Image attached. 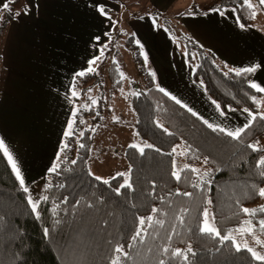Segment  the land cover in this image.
Returning <instances> with one entry per match:
<instances>
[{"label":"trees","instance_id":"1","mask_svg":"<svg viewBox=\"0 0 264 264\" xmlns=\"http://www.w3.org/2000/svg\"><path fill=\"white\" fill-rule=\"evenodd\" d=\"M260 7L264 10V5ZM216 8H233L242 25H255L258 8H249L243 0H215L208 8L177 13L155 7L147 12L154 15L176 44L182 43L194 79L203 85L224 114L247 109L256 116L240 138L234 139L226 130L219 131L222 128L193 115L194 112L161 91L147 61L149 67L139 64L144 88L137 87L138 93L132 101L135 128L139 137L153 147H145L143 153L138 147L125 149L131 187L121 188V175L105 184L89 170L88 157L101 125L102 103L99 109L91 105L84 110L90 114L87 124H82L85 115L78 112L81 107L75 109V116L72 113L73 135H64L61 155L55 164L59 167L55 172L51 168L41 180L42 196L48 199L40 201L39 217L33 213L28 192L20 185L8 157L0 150V264H111L119 255L114 252L117 246L127 253L120 256V264H159L161 260L165 264H264L245 248L237 251L233 241H222L200 231L209 205L220 229L251 219L257 227L250 235L264 236L259 223L264 220L261 210L264 204L254 208L255 214L242 211L256 206L262 197L259 190L264 189V166L259 164L264 149L256 146L264 138V118H261L264 92L250 86L258 68L237 75L234 70L243 68L232 66L204 47L180 22L183 15ZM105 10L112 13L111 9ZM127 32H111L113 47L102 51V62L107 61L109 53L116 50L118 38ZM128 36V45H133L131 40L136 36L132 33ZM134 51L139 53L138 49ZM137 58L138 63L143 60ZM108 67L110 91L117 93L122 82L119 63L113 61ZM97 79V70L76 76L73 90L82 94ZM83 96H73L74 102ZM176 156L184 166H190L182 167L180 179L173 176ZM201 175L204 177L200 180ZM141 218L145 220L143 225L139 223ZM141 229V236L133 239ZM189 247L191 252L187 251ZM178 249L187 253V260L183 255L172 254Z\"/></svg>","mask_w":264,"mask_h":264},{"label":"crops","instance_id":"2","mask_svg":"<svg viewBox=\"0 0 264 264\" xmlns=\"http://www.w3.org/2000/svg\"><path fill=\"white\" fill-rule=\"evenodd\" d=\"M178 1L187 0H144L145 11L139 15L129 12L133 14L123 20L132 31L123 35L132 33L143 45L148 63L156 69L158 85L166 93L227 132L244 128L253 121V114L239 109L224 114L194 79L193 68L167 30L147 12L152 7L180 12L184 9L177 8ZM23 2L30 11L19 16L12 13L1 43L0 139L15 160L24 186L29 190L42 183L43 193L41 180L61 155L60 147L74 107L71 92L76 74L87 70L95 57L99 56L101 61L102 50L111 46L112 31H123L116 27L112 13L102 15L97 6L103 5L113 12L122 4L114 0ZM232 9L223 16L212 10L191 13L183 15L180 22L200 44L232 66L258 68L252 83L264 87V29L256 23L241 27ZM124 42L128 45L127 40Z\"/></svg>","mask_w":264,"mask_h":264},{"label":"rangeland","instance_id":"3","mask_svg":"<svg viewBox=\"0 0 264 264\" xmlns=\"http://www.w3.org/2000/svg\"><path fill=\"white\" fill-rule=\"evenodd\" d=\"M121 5V8L118 11H113L112 14L116 18V27L123 28L129 32L130 25L125 21L128 14H136L145 11L146 6L144 0H114ZM135 1V3H133ZM147 2V0H146ZM177 8L184 10L191 8L205 9L215 4V0H187L185 3L178 1ZM3 3H9L11 12L6 11L2 8ZM23 0H0V15L3 16V21H0V83H1V43L3 39L4 27L9 21L12 13L19 11L23 5ZM251 3L258 8L257 17L255 23L258 27L264 29V10L260 7L259 0H251ZM180 11V10H179ZM133 12V13H129ZM134 15V16H136ZM118 16V17H117ZM2 24L4 26H2ZM128 35H121L119 38L121 41H118L115 45L116 50L110 52L107 61L102 62L98 61L95 66L98 71V79L96 82L92 83L89 88L84 93L78 92V96L83 95V97L74 102L73 108L71 110V115L68 124L70 123L72 113L75 109L80 108L78 112H81L85 116L82 118V124L89 123L90 114H85L84 110L90 108L93 105L95 108L99 109V104H103V110L100 111L101 114V125L97 133L93 138V142L90 148L89 157H88V167L92 174L97 177H101L102 180H110L113 177L118 176V173L123 175L120 184L123 185L127 181L130 184V164L126 157L124 156V151L128 146L137 145L139 147H144L151 143L147 140L139 137L138 132L135 128V113L132 107V101L138 90L136 89V84L142 85L144 88V78L141 73L140 65L149 67L151 73L158 80L156 69L150 64H146L147 52L141 43L136 41V37L132 38L133 45H126L124 40L128 39ZM114 38V37H113ZM112 38V39H113ZM111 43V42H110ZM110 43L106 45L109 47ZM111 45L110 47H112ZM182 43L177 44L179 52L184 54L181 49ZM105 48V47H104ZM131 48V49H130ZM139 50V55L133 50ZM104 53V52H103ZM137 57H141L139 63ZM159 58V57H158ZM157 58V59H158ZM148 59V58H147ZM183 60V59H182ZM116 61L119 63V70L122 77L121 87L117 93L110 91L111 82L108 75V65ZM184 61V60H183ZM181 62V60H180ZM182 63V62H181ZM188 65L191 66L188 62ZM93 100L96 103L93 104ZM101 100V101H100ZM86 106V107H85ZM230 122V118L228 119ZM68 129V125L66 131ZM64 139V138H63ZM63 142V141H62ZM258 148L264 149V138L260 139L256 144ZM138 147V148H139ZM145 148V147H144ZM175 172H179L184 166V162L176 156L175 158ZM204 176L201 175L200 180ZM42 183L36 185L33 188L28 190V196H31L35 201L39 197H42ZM264 204V196L261 197L259 203L256 206L247 207L248 209H254L255 207L261 206ZM209 213L208 219L209 222L214 224L215 227L220 231L221 236L231 235L235 237V242L243 245L244 242H247L248 247L254 249L261 254H264V236L259 234L250 235L257 227V224L251 220L246 219L243 223L229 227L225 230L220 229L214 221L213 212L211 207L208 205L206 209ZM204 222V219H203ZM202 222V224H203ZM251 228L252 232L246 231V229ZM259 239L262 243H257L256 239ZM243 248V247H241Z\"/></svg>","mask_w":264,"mask_h":264},{"label":"snow or ice","instance_id":"4","mask_svg":"<svg viewBox=\"0 0 264 264\" xmlns=\"http://www.w3.org/2000/svg\"><path fill=\"white\" fill-rule=\"evenodd\" d=\"M11 2L14 3L15 0H11ZM259 2H260L261 5H264V0H259ZM243 3H244L245 5H247L249 8H254V7H255V6L251 3V0H243ZM2 8H3L4 10H6V11H9V12L12 11L11 8H10V6H9V3H3V4H2ZM97 10H98L102 15H105V16L108 15V13L106 12V10H105V8H104L103 5H99V6H97ZM210 10H212V11H217V12H219V14L222 15V16L225 14L226 11H228V9H222V8H216V9H210ZM232 10L234 11V9H232ZM28 11H30L29 6H28V5H23L22 8H21V10L16 11V12L14 13V15H15V16H19V15H21V13H23V14L26 15V14L28 13ZM255 15H256V13H255V11H253V13H252L253 18L255 17ZM109 19H110V17H109ZM0 21H3V16H2V15H0ZM154 22H155V21H154ZM241 27H244V25H241ZM105 35H107V33H106ZM95 39H96L97 41H99V40H100V37L97 36ZM102 51H103V50H102ZM99 59H100V57L97 56V57H95L93 60H90V61H89V65H90L89 68H88L86 71H81V72L77 73L76 76H78V77H83V76L86 75L87 73L94 72L96 69H95L94 67H92V65H95L96 62H97ZM257 67H258V66H257ZM255 70H256V67H248V68H245V69H238V70H234V71H236V74H237V75H240L242 72H254ZM250 86H251L252 88H254V89H257V91H259V92H264V87H261L260 85H258V84H256V83H251ZM161 91H163V89H161ZM71 95H72V96H78V93H77L75 90H73V91L71 92ZM173 99H175V97H173ZM253 99L255 100V97H253ZM176 102H177V103H180V101H178V100H177ZM94 103H96L95 100H93V104H94ZM85 107H86V106H85ZM217 107H219V105H217ZM188 110L191 111V109H188ZM245 111H247V109H246ZM73 115L75 116V113H74ZM193 115H195V113H193ZM261 118H264V114H262ZM251 119H252V120L256 119V116H255V115H252V116H251ZM205 123H207V121H205ZM208 126H209V127H213V125H211V124H209ZM249 126H250V124H249V125H245L244 128H238V129H236L235 131H228L226 134L229 135V136H231V137H233L234 139H239L240 136H241V133L244 132L245 128H246V127H249ZM218 130H219V131H225L224 129H218ZM165 131H166V130H165ZM64 135H65V136H68V137H71V136L73 135V132H72V122H70V123L68 124V131H66V132L64 133ZM131 147H139V146H137V145H131ZM144 147L152 148L153 146L150 145V144H148V145H145ZM144 147H139V151H140L141 153L144 152ZM249 147L253 148V150H258L257 147L254 146V145H249ZM64 148H67V144L64 145ZM0 150H3V151H4V154H5L6 156H8L9 162H10L11 165H12L13 171L15 172L16 177H17V179L19 180L20 185L23 187V190L27 193V192H28V188L24 186V184H25L24 178H23V176L21 175V172H20L19 168L17 167L15 160L13 159V157L11 156V154L8 152V148H7L6 145L4 144L3 139H0ZM173 152H176V149H175V148L173 149ZM181 154H183V153H181ZM72 163H75V161H72ZM205 163H207V160H205ZM259 164L262 165V166H264V157H262V158L260 159ZM58 167H59L58 164H57V165H54V166L52 167L51 171H52V172H55V171L57 170ZM184 167H185V168H188V167H190V166L185 165ZM191 170L194 171V172L198 171L197 169H191ZM262 174H264V173H262ZM117 175H123V174L118 173ZM205 175H207V173H205ZM173 176L176 177V179H180V174H179V172H175V171H174V172H173ZM96 179L100 180V179H102V178H101V177H96ZM103 182H104L105 184L108 183L107 180H104ZM124 187H131V185H130L129 183H127V181H126L125 184L121 185V188H124ZM117 193H119V189H117ZM184 195H191V194H190V193H184ZM259 195H260V196H264V189H260V190H259ZM47 199H48L47 196H42V197H39L37 200L34 201V200L32 199L31 196L28 197V203H29V205L31 206V209H32L33 213H35V214L37 215V217H39V211H38V208H39L40 201H41V200H47ZM209 203H211V201H209ZM261 210H264V207H262ZM153 211H156V210L153 209ZM242 211L245 212V213L255 214V211H256V210H255V209L243 208ZM208 216H209V213H208L207 210H205V211H204V222H203V224H202V226H201V228H200V231H201L202 233L212 234V235H214V236L220 238L222 241L231 240V241H233L234 246L236 247V250H237V251H239V250L241 249V247H243V248L247 249V251H249V252L251 253L252 257H253L255 260L264 262V254H261L260 252H257V251H255V250L252 249V248H249L247 242H244L243 245H241V244H239V243H236V242H235V237H233V236H231V235H224V236H221L220 231L215 227V225L209 222ZM148 219H149V221H151V217H149ZM139 223H140L141 225H143V224L145 223V220H144L143 218H141L140 221H139ZM259 223H260L261 228L264 229V220L260 221ZM44 231H45V235H47V234H48V229H45ZM142 231H143V229H141L140 231H137V232H136V235L133 237V239H136L137 237H140ZM246 231H248V232H252V229H251V228H248V229H246ZM256 242H257V243H262L258 238L256 239ZM163 251L166 253V252L168 251V249L165 248V249H163ZM187 251H188V252H191L192 250H191V248L189 247ZM114 252L117 253V254H119V255H117V257L111 261V264H120V256H121V255H122V256H126L127 253H125V252L123 251V247H122V246H117V247L114 249ZM172 254L175 255V256L183 255V256H184V259L187 260V253H183V252H182L181 250H179V249L176 250V251H174ZM159 264H165V262H164L163 260H161V261L159 262Z\"/></svg>","mask_w":264,"mask_h":264}]
</instances>
